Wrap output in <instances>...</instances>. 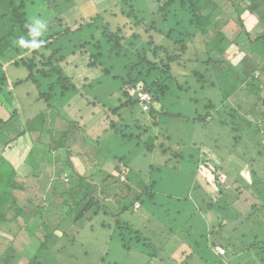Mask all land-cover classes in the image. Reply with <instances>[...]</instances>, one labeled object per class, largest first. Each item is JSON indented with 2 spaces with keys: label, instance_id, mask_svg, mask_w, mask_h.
<instances>
[{
  "label": "rangeland",
  "instance_id": "obj_1",
  "mask_svg": "<svg viewBox=\"0 0 264 264\" xmlns=\"http://www.w3.org/2000/svg\"><path fill=\"white\" fill-rule=\"evenodd\" d=\"M34 1L35 4L29 8L32 9L35 24L43 25L49 20L52 14L48 10H52L54 15L65 17L72 26L80 18L88 19L105 12L104 21L113 28L119 20L109 12L121 6L119 3L122 0ZM124 1L139 10L140 16L144 18H148L150 10L155 8V0ZM258 2L261 3L258 11L251 16L244 10L250 0H212L215 7L208 6L204 13L211 14L212 23L209 28L214 26L217 29L215 32L206 31L202 41L208 42L213 52L206 56L205 50L201 51L199 47L197 49L194 41L190 43L194 46L190 45L188 48V52L181 59L183 63H174L171 66V74L176 84L184 85V90H177L176 84L173 83L171 90L158 105L174 117H161L155 113L156 125H153L149 114L141 112L138 105L120 110L118 127H128L124 133L132 134L135 138L133 141L121 140L119 135L115 138L114 132L108 130L109 121L115 117L107 120L105 110L115 108L121 101L117 90L118 81L98 69H89L84 64L86 60L80 58L79 53L73 55L74 46L69 42L64 45L66 52L70 53L69 65L65 71L75 77L78 83L84 79L87 81L82 82L77 96H68L60 102L61 104L52 103L53 108L44 109L42 103L30 101L32 89L28 83L15 88L12 92V103L16 104L19 117L12 118L7 123H0V193L7 184L13 183L5 173L7 165L18 169L20 164L25 163L30 169L35 163L36 171L41 174L37 176L34 173L16 179L19 181L18 186L10 188L4 198L1 211L8 213L9 229L12 233L0 232V264H207L206 260L199 256L203 257L207 253L213 258L203 244L210 232L219 229V223L225 224L224 234H230L231 230L237 232L234 237L238 239L235 241V247L238 249L242 248V241L239 240L242 235L244 241L250 244L257 239L258 242H255L250 251L252 259L255 260H239L240 264H264V181L260 182L258 187L262 189V194H259L258 188L253 189L252 194L248 189L241 190V198L249 199L252 205L257 206L249 213L250 207L246 211L247 205L241 202L240 214L247 217L249 224L245 223L236 228L233 223L240 221L234 219L235 215H238L236 206L232 205L226 212L221 209L219 211L215 206H221L222 198L217 196L218 188L221 187L213 185L208 168L213 170L212 166H215L227 172V175L216 172L222 182L226 181L227 187L222 196L228 201H235L239 195L233 190V181L241 171H247L243 165L249 163L242 162V169L238 172L233 170V163H238L237 158L242 156V152L253 156L250 154L253 149L249 143L253 141L250 139L254 133L241 123V119L252 121V117L246 115L245 111L249 108L248 103L255 99L246 97L244 92L239 93L244 102L241 106H238L237 102L232 104L233 108L237 109L233 121L235 124L232 123V127L221 125L229 120L228 115L224 113L228 108L221 107L219 100L222 98V92L219 86L215 88L213 85L227 80L216 76L213 68L205 66L204 63L195 65L186 60L198 54L205 62L212 56L215 61H219L217 69L236 71L246 53L252 49L253 40L264 34V19L261 18L264 15V2ZM5 4L6 0H0L1 8ZM48 4H51V9ZM233 4H240L238 13H242L243 27L237 21L238 13L235 12ZM78 37L80 40L83 38ZM153 39L157 45L168 48L171 46L169 40L160 35H154ZM137 42L140 43V40ZM85 56H89V53ZM105 62L104 67H112L111 72L114 75L124 76V57H113ZM195 73L203 75L202 82ZM7 75L12 79L25 75V71L12 68L8 70ZM254 75L260 80L258 87L263 89L260 95L264 98V75L259 72ZM245 86L246 83L242 84L241 88L245 89ZM208 101L217 103L220 113H212L211 121L187 120L203 116L206 113L204 105ZM261 104L260 101L258 109L264 113V106ZM260 122L262 121L257 124ZM14 127H22L24 135L21 139L9 142L8 148L4 149L5 140L17 136ZM142 128L146 134L141 133ZM260 131L263 132L264 129ZM157 134L159 138H156ZM244 136L246 138H243ZM96 137L99 138L96 145L101 149V155L97 157L91 148V143ZM257 140L262 141L263 147V136L257 137ZM190 141L197 143V147L200 146V152L206 155L211 163L200 160L199 151L191 149ZM145 144L150 148H146ZM65 147L78 161L81 175L86 180H90L91 184H103L95 195L99 203L88 209L78 222L75 219L84 203L75 207L71 201L79 203L80 195L68 194L75 179L67 183L64 177L55 178L56 172L63 169H67V173L71 171L65 164ZM164 149L165 153L162 151ZM177 152L181 153L182 158L175 159L171 156ZM190 153L194 160L189 157ZM123 159L127 167L126 172L121 170L122 178L115 167L119 165L118 161ZM97 165L103 172H96ZM122 166L123 164L120 165ZM253 177L250 174L249 179ZM258 177L259 174L255 180ZM55 179L57 180L54 183ZM123 179L127 181L128 186ZM153 182L156 184L151 188L153 196L150 199L141 194V190L150 187ZM204 199L213 200L211 211H206V207L200 203ZM63 201H70L69 207L62 205ZM135 201L139 203H135L133 209L132 204ZM13 202L21 211L13 213L12 218L10 208ZM180 203L186 204L188 208L184 206L178 216L176 210L179 209ZM123 208L125 209L122 210ZM196 243L200 244V247L195 246ZM189 251L191 259L186 260ZM214 251H217L216 248ZM248 257L249 254L243 258Z\"/></svg>",
  "mask_w": 264,
  "mask_h": 264
},
{
  "label": "trees",
  "instance_id": "obj_2",
  "mask_svg": "<svg viewBox=\"0 0 264 264\" xmlns=\"http://www.w3.org/2000/svg\"><path fill=\"white\" fill-rule=\"evenodd\" d=\"M154 3L155 8L150 10L148 18H144L143 16H140L141 12L139 10L134 9L133 5H127L124 0L120 1L119 4L121 6H117L115 10H110L109 12L119 20L116 26L112 28L110 24L104 21L105 12L88 19L80 18L72 26L71 23L67 22L65 17L54 15L53 12H51L52 10H48V12L52 14L49 17V20L43 23V25H38L34 23L32 9L30 10L29 8V6H33L35 4L34 0L33 2L30 0H6L5 6L3 8L0 7V123H7L11 121L12 118L19 117L16 104L12 103V92L15 88L26 83H28L32 89L30 101L42 103L44 109L53 108L52 103L63 102L68 96L78 95L80 85L82 82L87 83V81L84 79V81L78 83L75 77L69 75L65 71L69 65L68 61H70L68 58L70 53H67L66 48H64V45H68V42L70 45L74 46L72 50L74 51L73 55L79 53L78 55L80 58L86 60H84V64H86L89 69H98L104 75H112V79L118 81L119 83L117 88L121 96L119 105L113 109L105 110V117L107 120L111 117H115L113 118L114 120L109 121L108 127V130H112L114 132L113 136L115 138L119 135L118 137L121 140L129 142L135 139L132 134L124 133V130L128 127H118L120 110L132 108L134 105H138L141 112L149 114L153 125H156L154 118L155 113L161 117H174L165 112L162 107L159 108L158 106L171 90L172 84H176L175 79L171 74V66L174 63H183L181 59L188 52L190 45H195L196 48L199 47L201 51L205 50L206 56L209 55L210 52H213L209 43L202 40L204 39L203 34L206 33V31L215 32L217 29V27L214 26L209 28L212 23L210 19L211 14L207 13L209 15H206L204 13L205 8L208 6H215L212 5V0H155ZM260 4L261 3H259L258 0H250L249 5L244 10H246L249 15L254 16L255 12L258 11ZM233 6L235 12L238 13V6H240V4H233ZM48 8L51 9V4H48ZM241 15L242 13L237 14V21L241 23L242 26L243 19H241ZM261 18L264 19V15ZM86 28L90 29L84 30ZM84 35H86V37H84ZM154 35L165 37L169 40L171 46L168 48L164 45H157L153 39ZM78 36H83L82 40H80ZM138 40H140V43L137 42ZM192 42L194 45L190 44ZM88 53L89 56H85ZM113 57H124V64L122 67V70L124 71L123 77H118L116 74L114 75L111 72L112 67H104L106 64L105 61L112 59ZM201 57L202 56H198V54H196L186 60L189 63H194L195 65L204 63L205 66L213 68L212 70L216 72V76L224 77V79L227 80V82L220 81L216 85H213L215 88L216 86H219V90L222 92V98L219 100L221 107H224V109L228 108V110H226V112L224 111V113L228 115L229 120L225 123H221V125H225L226 127L231 125L232 127V123L237 115V109H234L232 104L237 102V105L241 106V103L244 102V100L239 97V93L244 92L246 93V97L255 99V101L252 100V103H248L249 108L245 111L246 115L252 117V121H247L244 118L241 119V123L248 129H252L254 133L252 135V139H250L253 141H250L249 143L251 145L250 148L253 149L250 154L253 156L248 155V152H242V156H238L237 158L238 163H233V170L237 172L239 169H242V162L249 163V165H243L246 166L247 171L244 173L241 171V173H239L233 181V190L240 196L237 197L238 200L228 201L227 199H223V190L227 187L226 181L222 182L218 178V174H216V172L224 175H227V172H225L223 168L221 170L212 166L213 170H211V167H208L211 173V182L213 185L221 187L220 189L218 188L219 193L217 195L222 198L220 199L221 206L219 205L220 202L218 203L219 206H215L219 209V211L221 209L225 210V212L232 205L236 206L238 215H235L234 219H239L240 221L233 224L236 228H238L239 225H244L245 223L249 224V221L246 219L247 217H243V215L240 214V206L242 205L241 202L243 201V203L247 205L246 211L250 207L251 210L249 213L254 211L257 206L256 204L252 205L249 199H242V191L244 189H248V191L252 194L251 191L258 188L260 182L264 181V146H261L262 141L260 142L257 140V137L259 136H263L264 138V131H260L262 128L264 129V113L259 112L260 110L258 109L260 101L262 103L261 105L264 106V98H261L260 95L263 89L261 90L258 87V81L260 80L254 75L255 72H259L260 75H264V34L259 37L257 36L253 40L252 49L246 53L245 59L241 61L234 72L217 69L219 61L217 60V63L212 56L205 62H203V57ZM12 68H14V70H24L25 75L10 79L7 73L8 70ZM195 75L198 76V80H200V82L203 81V75H200V73H195ZM244 83H246V86L245 89H242L241 86ZM181 88L184 90V85L180 86L176 84L177 90L181 91ZM140 94H145L149 97V101L145 102L148 106L145 111L142 109V101H140L139 98ZM204 107L206 109V113L203 116L199 115L187 120L192 122L211 121L212 113H214V115L220 113V109L217 108V103H213L212 101H208ZM238 108L240 109L242 107ZM258 121H262L260 122L261 125L260 123L257 124ZM233 124H235V122ZM138 125L139 124L137 123L136 126L138 127ZM239 125L241 126L240 122ZM14 128H16L15 132H17V136H15V138H8L6 135L8 139L5 140L4 149L8 148L9 142L21 139L24 135L22 127ZM119 129H122V131ZM231 129L233 130V128ZM142 130L143 132L141 133L146 134V131H144L143 128ZM235 130L237 131V129ZM159 136L161 135L159 134ZM156 138H159L158 134ZM166 138H168L167 135ZM243 138L246 137L244 136ZM98 139L99 138L96 137V139L91 143V148L94 149L93 153L96 157L101 155L100 146L96 145ZM189 144L191 145L192 150L199 151V158L202 162L211 163L210 160L206 158V155L204 156V154L200 152V146L197 147V143H192V141H190ZM145 146L146 148H150L146 144ZM65 151L67 154L65 164L68 165L67 167H69L72 172L70 171L67 173V169H63L55 173V178L64 177L63 179H66L67 183L73 178L75 179L74 186L69 188L70 190H68V194H75V196L80 195L79 203L71 201V204L74 203L75 207H79L84 203L80 213L75 219V221L78 222L82 219L83 215L86 214L88 209H91L94 205L99 203L95 195L98 194L99 189L103 184H91L90 180H86L81 175V168H79L76 158L72 157V154L67 151V147H65ZM162 151L164 152L165 149ZM166 152H168L167 149ZM190 155L191 156L189 157L191 160H194L192 153H190ZM171 156L175 159L182 158V155L179 152L172 153ZM118 164L119 165L115 168L117 172H119V176L123 178V172L121 170L124 169L126 172L125 168L127 166L125 165V160H119ZM122 164L123 166L120 167ZM34 165L35 163H33L32 167L34 170L32 168L29 169L25 163L20 164V167L18 165V169H15L12 165H7L8 168L5 170V173L7 176H10L13 183L7 184L3 189L4 191L0 193V232L8 234L12 233L9 229V217H7L8 213L1 211L4 198L9 193L10 188H16L18 186L19 181H16V179L19 180L22 177L28 176L29 174L33 175L34 173L37 176L39 173L41 174V172L36 171L37 169ZM45 166L46 163L44 164V167ZM226 166L228 167V165ZM99 167V165L95 166L97 173L102 171ZM253 167L256 168L253 169ZM250 174L251 176H254L251 179H249ZM257 174H259V177L255 180ZM57 179L54 180V183ZM123 182H125V185H129L124 179ZM155 184L156 183L153 182L150 187L142 189L141 194H144L151 199L153 196L151 188H153ZM258 192L259 194H262V189L258 188ZM63 202L64 203L62 205L69 207L68 204L70 201ZM135 203L139 202L135 201L132 204L133 209H135ZM200 203L206 207V211H211L214 205L212 199H204L200 201ZM58 204H60V202H58ZM182 204L183 203H180L179 209L176 210V214L178 216L181 215L180 213L183 211V207H187L186 204H183V206ZM124 209L125 208L122 210ZM190 209L189 212H191ZM10 210L12 211L11 217L13 218L14 214L21 211V208L13 202ZM199 211L201 212V210ZM235 214L237 213L235 212ZM248 216L250 215L248 214ZM223 226H225V224L219 223V229H214L210 232L208 239L206 238L204 240V248L208 249L210 252L211 249L222 245L221 248H224L225 254L220 255L217 253L220 257H231L237 250L249 251V253H247L249 254L248 258H243L242 256L238 260L235 259L234 264H240L239 260H255L252 259V252L250 251L254 248V245L256 244L255 242H258L257 239L253 244H250L249 242L244 241V237L242 235L239 239L242 241V248L238 249L235 247V241L238 239H236L237 237H234L237 232H233V230H231L230 234L229 232L224 234ZM5 229L7 230L5 231ZM195 246L200 247V244L196 243ZM183 252L184 254L186 253V251ZM188 254L189 255L185 257L186 260H188V258L191 259L190 251ZM154 255H156V251H154ZM199 257L206 260L205 262L207 264H225L222 261L224 258L222 260H211L212 262L207 260L209 259L207 253L203 255V257ZM232 263L233 262H231V264Z\"/></svg>",
  "mask_w": 264,
  "mask_h": 264
},
{
  "label": "crops",
  "instance_id": "obj_3",
  "mask_svg": "<svg viewBox=\"0 0 264 264\" xmlns=\"http://www.w3.org/2000/svg\"><path fill=\"white\" fill-rule=\"evenodd\" d=\"M218 246V245H217ZM220 247L222 246V245H219ZM226 251H228V250H226ZM243 252H245V253H243ZM210 253H211V255L213 256V258H210L209 257V259H212V260H222L223 258H224V260H222L225 264H231V262H235L234 260L235 259H239V258H241L242 256L244 257L247 253H249V251H240V250H237L234 254H232V256L230 257V256H225V257H220L215 251H214V249H211V251H210ZM226 255H228V254H226ZM212 262V261H211Z\"/></svg>",
  "mask_w": 264,
  "mask_h": 264
},
{
  "label": "built area",
  "instance_id": "obj_4",
  "mask_svg": "<svg viewBox=\"0 0 264 264\" xmlns=\"http://www.w3.org/2000/svg\"><path fill=\"white\" fill-rule=\"evenodd\" d=\"M139 98H140V101H142V108H143L144 110L147 109V108H146L147 105L145 104V102L149 101V97H148L147 95H145V94H140V95H139ZM216 250L218 251V253H219L220 255L225 254V250H224V248L216 247Z\"/></svg>",
  "mask_w": 264,
  "mask_h": 264
}]
</instances>
